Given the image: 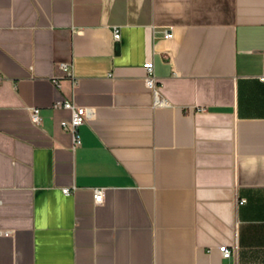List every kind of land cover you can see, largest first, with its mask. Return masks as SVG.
<instances>
[{"label": "crops", "instance_id": "crops-1", "mask_svg": "<svg viewBox=\"0 0 264 264\" xmlns=\"http://www.w3.org/2000/svg\"><path fill=\"white\" fill-rule=\"evenodd\" d=\"M263 71L264 0H0V264H264Z\"/></svg>", "mask_w": 264, "mask_h": 264}, {"label": "built area", "instance_id": "built-area-1", "mask_svg": "<svg viewBox=\"0 0 264 264\" xmlns=\"http://www.w3.org/2000/svg\"><path fill=\"white\" fill-rule=\"evenodd\" d=\"M164 36L166 38L171 37L170 32H165ZM121 37L120 30L116 29L113 33V39L114 41H118ZM61 69L64 71H68L70 69V66L68 64H61ZM147 75L145 77V83L148 88V90L152 93L154 97V102L156 105H165L166 100L162 96L160 92V87L157 81V77L154 73V68L151 64L147 65ZM259 79L261 81H264V71L263 73L259 76ZM1 80V77H0ZM54 107L56 108H65L70 110L71 112V117L70 120H63L61 122V127L64 130H67L71 132L73 136V147H79L82 143L81 136L79 134L78 128L82 124H84L86 121H88L93 115H94V110L92 108L86 107V106H79L75 104L74 102L70 100H65L61 102H57L54 104ZM30 116H31V121L34 124H39L41 121V109L38 107H33L30 108ZM63 192L65 194H70L71 193V188L66 187L63 188ZM93 196H94V201L96 204H103L105 201V188L104 187H96L93 189ZM245 200H243L244 202ZM1 233V232H0ZM231 250L230 248H225L223 250V256L224 257H230L231 256Z\"/></svg>", "mask_w": 264, "mask_h": 264}]
</instances>
